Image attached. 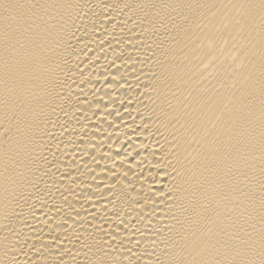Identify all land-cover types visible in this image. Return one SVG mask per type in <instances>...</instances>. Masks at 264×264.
<instances>
[{
    "label": "bare ground",
    "instance_id": "1",
    "mask_svg": "<svg viewBox=\"0 0 264 264\" xmlns=\"http://www.w3.org/2000/svg\"><path fill=\"white\" fill-rule=\"evenodd\" d=\"M0 264H264V0H0Z\"/></svg>",
    "mask_w": 264,
    "mask_h": 264
}]
</instances>
